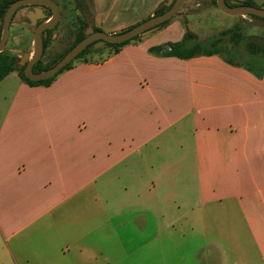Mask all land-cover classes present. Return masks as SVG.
<instances>
[{
    "label": "crops",
    "instance_id": "0c3cea01",
    "mask_svg": "<svg viewBox=\"0 0 264 264\" xmlns=\"http://www.w3.org/2000/svg\"><path fill=\"white\" fill-rule=\"evenodd\" d=\"M55 1L46 51L60 56L83 26L115 33L167 2ZM181 11L49 85L17 70L0 80V264H264V73L220 54L152 53L187 30L199 37ZM51 14L18 8L3 51L31 58Z\"/></svg>",
    "mask_w": 264,
    "mask_h": 264
},
{
    "label": "water",
    "instance_id": "95a60500",
    "mask_svg": "<svg viewBox=\"0 0 264 264\" xmlns=\"http://www.w3.org/2000/svg\"><path fill=\"white\" fill-rule=\"evenodd\" d=\"M185 0H167V9L156 14L147 20L125 30H120L115 33H107L105 31H96L89 25L85 30V37L77 42L63 57H61L52 66L36 72L34 65L42 58L44 54V39L47 37V31L57 25L60 19L61 8L55 0H15L6 9L4 16L0 17V25L2 32L0 36V52H2L8 42L10 36V25L15 12L21 6L25 5H41L49 8L52 12L51 16L40 23L35 30L34 36V52L31 58H22L20 61L24 64V74L32 80H42L55 76L68 63L73 61L89 44H93L94 48H100L107 43H122L135 38L136 36L147 35L157 29L162 23L174 17ZM219 9L232 16L238 15H253L255 21L264 23V7H258L251 4H245L241 1L234 0H216Z\"/></svg>",
    "mask_w": 264,
    "mask_h": 264
},
{
    "label": "trees",
    "instance_id": "16d2710c",
    "mask_svg": "<svg viewBox=\"0 0 264 264\" xmlns=\"http://www.w3.org/2000/svg\"><path fill=\"white\" fill-rule=\"evenodd\" d=\"M15 0H0V17L4 16V13L7 7ZM216 3V0H214ZM246 4L253 5L252 1H245ZM168 7L163 5L160 9L157 10L156 14H160L164 12ZM169 21V20H168ZM168 21L162 23L161 25H165ZM86 26H83L81 33L79 34L76 42L72 45V47L79 42L81 39L85 37L84 29ZM237 28V27H236ZM96 31H100L99 28H96ZM2 29H0V36H1ZM48 36L44 39V54L46 52V48L49 44L50 39V29L47 31ZM230 35L231 37L234 36H241V34H236L233 30H226L222 31L218 36L209 38L207 40H201L198 35L190 30H187L184 37L177 42H168L165 44L153 46L150 51L157 55L163 56H177L180 58H191L197 55H212V54H220L224 57L226 61L232 64H239L244 65L246 68L254 72L256 75L261 76L264 73V45L259 43L253 39H247L246 48L247 51L250 53L249 57L254 59L256 62L259 61L260 65H254L251 63L250 60L246 59L245 61H240L236 58L234 52H228L227 48L224 44L225 36ZM141 36H136L135 38L122 42V43H107L105 46L100 48H94L93 44H89L78 56L68 63L58 74L63 72L65 69L70 68L75 60L84 59L90 60L88 57L89 54L93 52H99L102 49L108 47L111 51H119L124 45L130 43L131 41L140 39ZM71 49V48H70ZM43 54V56H44ZM63 57L60 56L59 59ZM57 59V60H59ZM57 60L53 61L52 63L43 64L42 59H40L35 65L34 70L36 72L42 71L57 62ZM17 57L2 51L0 52V80L5 77L9 72L17 70L21 76V78L31 84V85H38V84H45L49 85L58 74L53 77L42 79V80H32L25 76L24 68L18 67L17 65Z\"/></svg>",
    "mask_w": 264,
    "mask_h": 264
},
{
    "label": "rangeland",
    "instance_id": "374dc122",
    "mask_svg": "<svg viewBox=\"0 0 264 264\" xmlns=\"http://www.w3.org/2000/svg\"><path fill=\"white\" fill-rule=\"evenodd\" d=\"M252 3L255 6L261 7V5L258 3ZM201 8L202 6L195 5L191 7L190 4L187 5L185 9H182V7L180 8V11L183 10V12L195 14V18H197L199 20L198 22H200V25L203 26L200 27L201 30L199 33V37L201 40H207L209 38L218 36L222 31L233 30L236 34H241V36H225L224 44L228 52H234L236 58L240 61H245L246 59H248L252 64H256L258 66L260 65L259 61L256 62L254 59H251V57H249L250 53L247 51L246 42L247 39H253L264 45V23L255 21V16L246 14L244 15L245 17H242L241 15L234 17L237 20L236 25L234 26L233 23H228L230 20H232L233 16L224 14L219 9L214 12L207 11L205 12V14H200ZM223 18H226V23ZM189 19H191V17H189ZM59 57L60 55L53 54L52 51L48 50L45 52L44 56H42L41 59L44 64H48L59 59ZM20 60L21 58L18 59L17 64L21 68H23L24 64H22ZM102 264L110 263L102 261ZM136 264L141 263L136 262Z\"/></svg>",
    "mask_w": 264,
    "mask_h": 264
},
{
    "label": "flooded vegetation",
    "instance_id": "af4514ba",
    "mask_svg": "<svg viewBox=\"0 0 264 264\" xmlns=\"http://www.w3.org/2000/svg\"><path fill=\"white\" fill-rule=\"evenodd\" d=\"M229 1V0H228ZM261 7H264V5L263 6H261Z\"/></svg>",
    "mask_w": 264,
    "mask_h": 264
}]
</instances>
